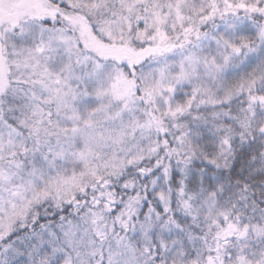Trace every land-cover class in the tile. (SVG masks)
<instances>
[{"label": "snow or ice", "instance_id": "obj_1", "mask_svg": "<svg viewBox=\"0 0 264 264\" xmlns=\"http://www.w3.org/2000/svg\"><path fill=\"white\" fill-rule=\"evenodd\" d=\"M0 264H264V0H0Z\"/></svg>", "mask_w": 264, "mask_h": 264}]
</instances>
